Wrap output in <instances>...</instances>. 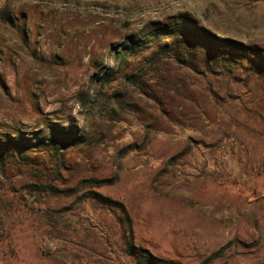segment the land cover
I'll list each match as a JSON object with an SVG mask.
<instances>
[{"label": "rangeland", "instance_id": "374dc122", "mask_svg": "<svg viewBox=\"0 0 264 264\" xmlns=\"http://www.w3.org/2000/svg\"><path fill=\"white\" fill-rule=\"evenodd\" d=\"M155 112H264V0H2L0 264H150L131 242L158 264H224L229 245L171 229L163 188L124 170Z\"/></svg>", "mask_w": 264, "mask_h": 264}, {"label": "crops", "instance_id": "0c3cea01", "mask_svg": "<svg viewBox=\"0 0 264 264\" xmlns=\"http://www.w3.org/2000/svg\"><path fill=\"white\" fill-rule=\"evenodd\" d=\"M155 113L161 125L152 127L147 121L139 125L142 148L127 153L124 170L163 188L154 195L171 204L156 212L171 214V229L185 230L209 245H229L220 255L224 264L262 260L264 112ZM130 131L131 127L126 136L133 141ZM230 134L239 144L226 147L232 157L225 161L219 154L221 140ZM174 156L178 163L195 167L208 163L209 172L204 178L179 182L173 174Z\"/></svg>", "mask_w": 264, "mask_h": 264}, {"label": "trees", "instance_id": "16d2710c", "mask_svg": "<svg viewBox=\"0 0 264 264\" xmlns=\"http://www.w3.org/2000/svg\"><path fill=\"white\" fill-rule=\"evenodd\" d=\"M2 16L6 21L10 20L9 14H7L5 9H2ZM189 35H190V38L187 39V42L192 43L191 36L194 35V32H191ZM145 42L147 43L148 41H145ZM138 46H139L138 47L139 49L142 47H148V45H145L143 43H139ZM167 47H168L167 45H163L162 51L167 50ZM138 48H137V46H134V45L129 46L125 52H122L118 56V59L122 60V61H125V60L128 61V56L136 54ZM155 57H156V59H158V55ZM256 63L258 64V62H256ZM55 140H56L55 138H50V142H54ZM40 141H42V140H40ZM50 142H47V143H50ZM94 195L96 196V198H98L105 205L116 206L117 208L120 209V211L122 212V215L124 216L125 220L127 221L129 232H130L131 236H133V225H132L133 222H132L131 216H130L125 204L120 200L114 199V198H112L108 195L102 194L100 192H95ZM129 251L131 254L135 255L141 263L158 264L157 263L158 258H156L148 248L137 246L136 244L131 242V244L129 245Z\"/></svg>", "mask_w": 264, "mask_h": 264}, {"label": "built area", "instance_id": "2783aa9c", "mask_svg": "<svg viewBox=\"0 0 264 264\" xmlns=\"http://www.w3.org/2000/svg\"><path fill=\"white\" fill-rule=\"evenodd\" d=\"M219 154L223 160L229 155L225 144L221 147ZM209 172V165L206 163L201 167L191 166L187 163H178L176 165V174L181 181L191 180L193 177H203Z\"/></svg>", "mask_w": 264, "mask_h": 264}, {"label": "water", "instance_id": "95a60500", "mask_svg": "<svg viewBox=\"0 0 264 264\" xmlns=\"http://www.w3.org/2000/svg\"><path fill=\"white\" fill-rule=\"evenodd\" d=\"M1 1H2V0H0V4H1Z\"/></svg>", "mask_w": 264, "mask_h": 264}]
</instances>
